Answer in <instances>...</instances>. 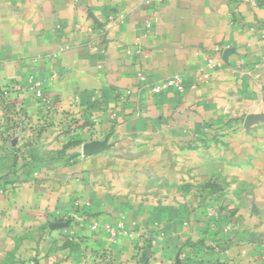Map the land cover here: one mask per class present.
I'll return each mask as SVG.
<instances>
[{"label":"crops","instance_id":"1","mask_svg":"<svg viewBox=\"0 0 264 264\" xmlns=\"http://www.w3.org/2000/svg\"><path fill=\"white\" fill-rule=\"evenodd\" d=\"M246 1L0 0L1 90L40 124L33 82L58 109L0 159V264H264V8ZM175 77L183 93H151Z\"/></svg>","mask_w":264,"mask_h":264},{"label":"rangeland","instance_id":"2","mask_svg":"<svg viewBox=\"0 0 264 264\" xmlns=\"http://www.w3.org/2000/svg\"><path fill=\"white\" fill-rule=\"evenodd\" d=\"M12 90L14 91V88H12ZM14 92H16V90ZM12 98H9V96L7 95L5 96L3 90H1L0 88V159L4 160V157L11 156L14 160L18 161V155L19 153H21V150L19 149L20 147H18V145L15 146V144L18 143L19 139L21 138V134L19 133L22 131V129L32 127H39L40 129H50L54 125V117H50L49 113H47L45 110H41L42 112H44L45 119H42V123L40 124L39 119L32 120L31 118L27 117V114L29 112H27V108H25L24 104L20 103L17 99L12 100ZM30 110L32 112H35L34 108H31ZM52 114L55 115L56 113L54 112ZM34 137L36 138V136H33L32 138ZM29 138H31V136H29ZM10 139H12V142L10 141ZM24 139V137L23 139L21 138V140ZM216 139L217 136L215 137V140ZM9 141L12 143L10 146L7 145L8 143H10ZM1 164L2 165H0V170L7 169L3 167L5 166L4 161H1ZM20 179L21 178H19V181ZM14 183L16 184L11 186L12 189L16 188L17 184H19L18 182H13V184ZM2 192L4 193V190ZM2 192L0 189V193ZM3 193L1 195L2 197Z\"/></svg>","mask_w":264,"mask_h":264},{"label":"built area","instance_id":"3","mask_svg":"<svg viewBox=\"0 0 264 264\" xmlns=\"http://www.w3.org/2000/svg\"><path fill=\"white\" fill-rule=\"evenodd\" d=\"M146 4H161L163 0H144ZM263 4V6H259L258 4V0H247L246 3L251 6V7H255V8H264V0H260ZM108 21L111 24L107 29H100V31L95 35V37L93 38V40L91 41V43L89 44V48L92 49L95 53L97 54H103L104 53V49L103 48H99L100 44L103 42V40H105V34L106 32L109 31H113L119 24L122 23L123 21V17L120 16H113V15H108ZM151 28V24L149 22H145L144 24V29L145 30H149ZM125 53L127 55H132L133 52L131 49H127L125 51ZM207 67L209 68H218L220 67V63L217 60H214L213 58H210L207 60ZM138 79L140 81L144 80V77L142 76V74L138 75ZM168 88H174L177 92L179 93H183L185 91V88L182 86L181 80L177 77L169 79L164 81L162 84L159 85H153L150 88V91L152 94H159L164 90H167ZM32 92L33 95L35 97V100L38 101L40 107L42 108V110H45L47 113L52 114V113H56L57 112V105L56 103L50 98V96L46 95L45 91L43 90V88L41 87L39 82H33L32 84ZM124 97H128L131 98L132 94L129 90H125L123 92ZM6 96V94H5ZM93 103H99V97L97 99L92 100ZM217 135H213V139H215ZM212 226V222L211 225ZM122 231V229L119 227H117L116 229L114 228H109L108 227V235H109V239L110 240H114V238L116 237L117 233ZM122 234H125L124 232H121Z\"/></svg>","mask_w":264,"mask_h":264},{"label":"water","instance_id":"4","mask_svg":"<svg viewBox=\"0 0 264 264\" xmlns=\"http://www.w3.org/2000/svg\"><path fill=\"white\" fill-rule=\"evenodd\" d=\"M257 120V119H256ZM255 120H252L254 122ZM249 121H245V123H248ZM103 147V143L94 142L90 144L89 146L85 147L83 152L85 154L92 153L93 151L100 150Z\"/></svg>","mask_w":264,"mask_h":264},{"label":"trees","instance_id":"5","mask_svg":"<svg viewBox=\"0 0 264 264\" xmlns=\"http://www.w3.org/2000/svg\"><path fill=\"white\" fill-rule=\"evenodd\" d=\"M258 4H259V6H263V4L260 0H258Z\"/></svg>","mask_w":264,"mask_h":264}]
</instances>
